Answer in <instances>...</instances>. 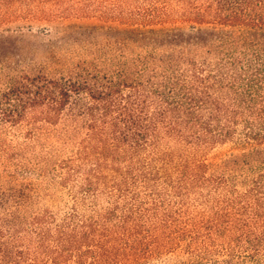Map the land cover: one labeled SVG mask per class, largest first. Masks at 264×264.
<instances>
[{"label": "trees", "instance_id": "obj_1", "mask_svg": "<svg viewBox=\"0 0 264 264\" xmlns=\"http://www.w3.org/2000/svg\"><path fill=\"white\" fill-rule=\"evenodd\" d=\"M69 262L264 264V0H0V264Z\"/></svg>", "mask_w": 264, "mask_h": 264}, {"label": "rangeland", "instance_id": "obj_2", "mask_svg": "<svg viewBox=\"0 0 264 264\" xmlns=\"http://www.w3.org/2000/svg\"><path fill=\"white\" fill-rule=\"evenodd\" d=\"M11 26V25H10ZM9 26V27H10ZM23 26V25H20ZM32 27L34 28V30L40 29V28H47V26L45 24H41V23H33ZM26 130V127L23 126H19L16 130H15V134L20 138L21 134ZM80 137H78L79 139ZM20 140V139H19ZM229 152V146H225V147H219L217 148L210 156V158L213 161H217V159L220 158H224L225 156H228ZM42 186L44 185V183L46 184L47 181H41ZM68 198L61 193H58L55 195L54 197V201L50 202L47 205V208L49 209V211L53 214H55V216L60 217L64 212L67 211V205H66V200ZM68 264H73L72 262H69Z\"/></svg>", "mask_w": 264, "mask_h": 264}]
</instances>
